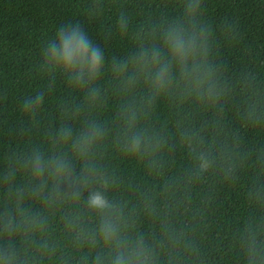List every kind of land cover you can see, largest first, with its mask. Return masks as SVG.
Instances as JSON below:
<instances>
[{"label": "trees", "instance_id": "1", "mask_svg": "<svg viewBox=\"0 0 264 264\" xmlns=\"http://www.w3.org/2000/svg\"><path fill=\"white\" fill-rule=\"evenodd\" d=\"M186 3L0 0V257L112 264L115 246L86 203L100 191L119 214L120 247L143 249L147 264H264V0H198L197 63L210 83L197 88L174 67L154 92L133 61L160 47L163 29L190 23ZM69 24L103 51L95 100L44 64L47 41ZM89 122L103 135L85 156L58 140ZM136 134L147 147L129 153ZM34 152L64 155L69 175L34 177Z\"/></svg>", "mask_w": 264, "mask_h": 264}, {"label": "clouds", "instance_id": "2", "mask_svg": "<svg viewBox=\"0 0 264 264\" xmlns=\"http://www.w3.org/2000/svg\"><path fill=\"white\" fill-rule=\"evenodd\" d=\"M199 12L198 0H187L185 16L188 24L174 23L162 30L159 48H141L133 63L137 70L142 72L154 92L164 91L170 84L173 68L181 74H187L199 88L209 85L210 73L197 63V57L204 55V33L199 31L194 23ZM123 27V23L121 22ZM166 53V58L164 54ZM44 64L52 71H60L70 87L87 90V99L95 100L98 96L94 82L99 77L104 65V54L100 47L95 45L78 25L62 26L47 41L43 51ZM124 64H115L114 71H123ZM214 89L209 86L206 95L211 97ZM103 130L95 122H89L78 135L73 136L70 129L62 128L58 133L61 143L71 144L72 150L85 156L92 146L101 138ZM142 145L147 147V140L140 134L131 136L125 150L129 153H138ZM199 167L207 168L208 163L200 157ZM26 166L34 177H41L46 172L61 177L69 175V163L66 157L58 154L54 158L45 159L39 152H34ZM87 207L95 211L100 217L97 233L99 238L109 245L115 246V256L112 264H147V257L143 249L126 251L120 247V225L118 212L100 191H91L87 197ZM0 264H14L12 254L0 257Z\"/></svg>", "mask_w": 264, "mask_h": 264}]
</instances>
